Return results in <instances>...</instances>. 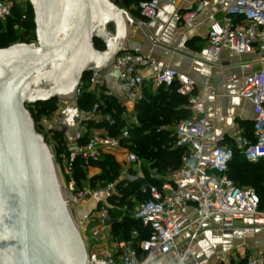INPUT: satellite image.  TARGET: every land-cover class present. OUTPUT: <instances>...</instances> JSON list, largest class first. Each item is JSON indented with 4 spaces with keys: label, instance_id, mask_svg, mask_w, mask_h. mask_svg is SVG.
Wrapping results in <instances>:
<instances>
[{
    "label": "built area",
    "instance_id": "1",
    "mask_svg": "<svg viewBox=\"0 0 264 264\" xmlns=\"http://www.w3.org/2000/svg\"><path fill=\"white\" fill-rule=\"evenodd\" d=\"M120 4L123 6V0ZM30 6L28 0H0V23L6 24L13 18L16 9L26 14ZM159 6V0H143L137 9L144 18L154 19ZM209 6H220L223 12L221 20L214 15L209 17V53L214 56H220L224 50L238 55L259 53L264 64V0H199L198 9L182 15V20L188 24L200 10ZM36 42L35 37L29 43ZM241 67L245 69L250 65ZM111 68L119 76L126 103L137 105L141 102L145 84L149 82L154 88H176L186 97L184 107L191 116L175 128V146L184 149L180 169L165 178L160 186H142V192L148 194L149 199L138 204L133 216L141 223L142 230L132 231L129 239L118 238L111 219L115 206L110 200L119 196L118 182L107 184L96 192L88 187L78 197L74 194V180L69 181L68 190L74 202L81 199L87 203L96 195H102L85 217L82 233L80 230L89 256L88 264H204L197 255L199 241L206 232L226 235L240 229L244 236L252 237L264 231V211L260 209L256 190L238 186L228 174L235 150L249 162L264 159V67L242 81L232 79L241 84L239 94L253 103L255 115L254 139L237 135L234 147L226 143L225 137L215 134L213 122L206 115L205 100L196 94L195 82L143 53L140 44L126 43ZM147 71L150 74L145 77ZM103 86L101 73H92L87 81L81 82L76 97L64 101L77 100L86 87L91 91ZM83 115L94 125L90 127L83 117L80 118L71 141L60 129L70 152L59 166L64 176L72 175L78 157L82 158L88 172L94 167L92 163L109 158L122 167L119 182L133 178L129 175L130 169L138 172L134 179H144L139 155L125 142L130 136V126L123 129L122 135H111L105 126L98 125L106 123L112 127L116 120L104 114L98 104ZM126 117L128 113L124 110L122 118ZM236 255L241 259L236 264H264V243L251 253L246 246L239 245L235 253L217 256L215 261L206 264H232L231 257Z\"/></svg>",
    "mask_w": 264,
    "mask_h": 264
},
{
    "label": "water",
    "instance_id": "2",
    "mask_svg": "<svg viewBox=\"0 0 264 264\" xmlns=\"http://www.w3.org/2000/svg\"><path fill=\"white\" fill-rule=\"evenodd\" d=\"M28 1L36 44L0 49V264H88L73 201L29 107L76 97L86 75L112 67L135 22L112 0Z\"/></svg>",
    "mask_w": 264,
    "mask_h": 264
},
{
    "label": "crops",
    "instance_id": "3",
    "mask_svg": "<svg viewBox=\"0 0 264 264\" xmlns=\"http://www.w3.org/2000/svg\"><path fill=\"white\" fill-rule=\"evenodd\" d=\"M112 1L121 6L119 0ZM159 3V11L154 19L144 18L135 4L129 7L121 6L135 22V25H129L127 43L140 44L143 53L150 54L154 59L164 62L195 82L196 94L205 100L206 115L213 122L215 134L225 137L228 145L234 147V139L240 134L253 140L255 117L253 103L240 96L241 84H236L233 80L242 81L250 73L263 68L260 54L238 55L227 50H224L220 56L209 53V17L214 15L217 20H221L223 12L220 6H209L200 10L191 22L185 24L182 15L197 10L199 0H159ZM183 28H185L184 32L180 33ZM245 64L250 67L243 69L241 66ZM149 74L150 72L147 71L144 76L147 77ZM101 75L104 80V94L116 98L129 115L137 117V105L126 103L125 91L117 72L110 68ZM145 91L156 94L158 88L146 82L144 97ZM60 107L62 110L59 123L57 126L56 123L54 125L55 128L65 132L68 140L71 141L76 132L77 121L82 117L86 122L91 119L85 118L84 111L81 113L76 100L68 101V104L65 103ZM182 120L184 119L173 120L170 124L161 126L160 129L175 132L176 126ZM100 172V168L93 167L89 174L97 176ZM101 197L102 195L98 194L95 200ZM263 243L264 231L252 237L244 236L240 229L226 235L208 231L199 241L200 252L197 258L206 264L213 260L216 252L231 255L235 253L239 245H244L249 251L255 252Z\"/></svg>",
    "mask_w": 264,
    "mask_h": 264
},
{
    "label": "trees",
    "instance_id": "4",
    "mask_svg": "<svg viewBox=\"0 0 264 264\" xmlns=\"http://www.w3.org/2000/svg\"><path fill=\"white\" fill-rule=\"evenodd\" d=\"M141 1L143 0H123V6L129 7L134 4L138 6ZM35 29L36 25L32 6H30L26 14L22 10L16 9L13 18L6 24L0 23V49L18 42L29 43L36 37ZM95 46L99 50L105 49V46L99 41L95 42ZM90 76L91 74L86 75L84 81H87ZM104 92V87L96 91H90L87 87L84 88L77 97V107L80 111L89 112L95 105H101L103 113L110 114L115 118L116 125L111 127L106 125V123H101L98 126H105L111 135L119 136L121 129L126 126L122 118L124 108L118 103L116 98L107 96ZM145 92L144 99L136 106L137 117L140 123L129 127L130 136L125 142L130 144V148L134 152L150 159L152 168L158 172L177 171L182 165L184 149L175 146L174 131L162 130L160 128L161 126L170 124L173 120L179 121L191 116V112L182 107V105H186L187 99L180 95L176 88L166 89L160 87L156 94ZM57 102L58 99H55L29 107L32 117L36 108H41L39 114H44L50 108H52L53 112L58 107ZM87 122H89L90 127L94 125L90 120ZM35 124L37 127L39 126L37 123ZM49 131L52 134L51 140L56 148V160L62 166L64 159L70 155L67 139L60 129H50ZM82 143L84 144L85 141ZM92 166L100 168L101 172L99 175L89 178L88 169L82 158L78 157L74 163L72 175L67 177L68 181L73 179L76 188L82 191L86 185L94 189L98 182L106 185L116 180L120 175V166L109 158H102L98 162L92 163ZM228 174L238 186H249L256 190L260 199V209L264 211V159L258 162H249L238 150H235L234 158L229 164ZM146 175L148 177L145 176L144 179H127L120 183L118 188L123 193L122 204L128 203L130 200L129 196L134 193L137 194L140 202L149 199L148 194H143L141 190L142 186L144 184L160 186L165 180V177L149 178V173ZM117 214L123 215L122 220L113 221L114 231L119 239H129L132 231L142 230L141 223L135 218L130 217L129 213L119 212Z\"/></svg>",
    "mask_w": 264,
    "mask_h": 264
},
{
    "label": "rangeland",
    "instance_id": "5",
    "mask_svg": "<svg viewBox=\"0 0 264 264\" xmlns=\"http://www.w3.org/2000/svg\"><path fill=\"white\" fill-rule=\"evenodd\" d=\"M18 43H21V42H18ZM16 44V43H14ZM12 44V45H14ZM97 89H94V90H91V91H96ZM100 93V92H99ZM102 95V93H101ZM72 101L69 100V102ZM68 104V101H64V100H58L57 102V109H55L53 112H52V108H50L49 110H46L44 114L40 113L39 114V110L41 108H36L33 112V119L35 121V123H37L39 126L37 127L38 129V132L42 135L45 136L46 138V141H47V144L49 145L50 149L52 150V153L54 154V160H55V164H56V168H57V172H58V175H59V178H60V181H61V184H62V187L64 189V192H65V195H66V198L73 201L71 196H70V193H69V190H68V179L64 176V173L61 172L60 168H59V163L57 162L56 160V148L54 147V143L53 141L51 140V137H52V134L51 132L49 131L50 129H57L55 128L57 125H58V120L60 118V114H61V110L62 108L60 106H64L65 103ZM59 103V104H58ZM101 106V105H100ZM50 111V112H49ZM47 112V113H46ZM82 113V111H81ZM105 114V113H104ZM131 116V117H130ZM56 121V122H55ZM124 123L126 124V126H132L133 124H137V123H140V120L138 119V117H136V115L132 116V115H129L128 114V117H126V119L124 118L123 119ZM54 123H56L54 125ZM54 126V127H53ZM125 126V127H126ZM72 127V126H71ZM124 127V128H125ZM123 128V129H124ZM123 129H121V131L119 132V135H122V132H123ZM49 138V139H48ZM139 155V154H138ZM140 157V160H141V163H142V167H141V172H143V176H147L146 174L149 173V178H155V177H165L167 178L168 176H170L171 174H173L175 171H166L164 173H160L158 172L156 169H153L152 168V162H150V159L146 158V157H143L141 155H139ZM121 166H120V171H121ZM147 172V173H146ZM137 171L133 170V169H130L129 170V175L133 178L131 179H134V175H137ZM99 175V174H98ZM88 177L89 178H93L95 176H90L89 172H88ZM120 177V175H119ZM119 177L114 180L113 182H110V183H114V182H118V187L120 185V183L122 181L119 182ZM148 177V176H147ZM129 179V178H128ZM125 181V180H124ZM108 183V184H110ZM107 185V184H106ZM106 185H103L102 182H98L97 186L93 189L94 192L96 191H100L102 188H104ZM89 185H86L85 186V189L88 188ZM84 190L82 191H79L76 186H75V195H78V197L81 195V192H83ZM118 192H119V196L118 197H115V198H112L110 200V203L111 205H114L115 206V209L112 210L111 212V219H113L114 221L115 220H118L123 218V215H119L117 213L119 212H124V213H129V216L133 218L134 214H135V211L137 209V206L139 203L141 202H144L145 200L143 201H139L138 200V197H137V194H132L129 196L130 200L128 203H125V204H122V197H123V193L120 192L119 188H118ZM145 194V193H143ZM137 198V199H136ZM94 202H95V199H91L89 202H83L81 201V199H78L77 202H74L73 201V213H74V216L77 220V225L79 227V230H81V233L83 231V225L85 224V221H87L85 219V217L87 216L88 212L90 211V209H92L93 205H94ZM218 251V250H217ZM248 252L251 253V250L249 251L248 249ZM215 253V252H214ZM223 254H226V253H223V252H216V254L214 255L215 257L213 258V261H215L216 257L217 256H222ZM240 261V257H231V263L232 264H236L237 262ZM219 264V263H218Z\"/></svg>",
    "mask_w": 264,
    "mask_h": 264
}]
</instances>
